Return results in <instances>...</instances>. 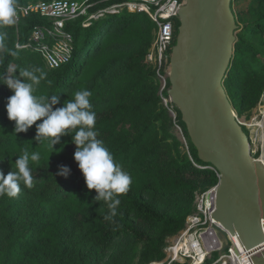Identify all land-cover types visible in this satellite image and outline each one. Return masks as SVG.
Here are the masks:
<instances>
[{"label": "trees", "instance_id": "trees-1", "mask_svg": "<svg viewBox=\"0 0 264 264\" xmlns=\"http://www.w3.org/2000/svg\"><path fill=\"white\" fill-rule=\"evenodd\" d=\"M53 1L59 0H16V3L26 6ZM94 1L90 14L105 6L102 0ZM239 1L249 5L247 14L240 12L242 21L245 15L254 19L248 26V34L264 35V0H254L252 4L250 0H233V12V3ZM86 20L87 17H82L69 23L67 31L75 38L74 58L58 69L48 67L38 52L25 47L34 29L48 25L49 21L32 15L18 25L0 27V32L5 33L0 47V74L13 77L25 68L42 69L46 76L39 85H34L33 94L38 98L56 95L59 103L54 109L74 98L76 91L90 90L89 101L97 106L93 129L96 139L103 141L115 162L130 175L131 183L125 193L114 194L120 203L112 215L108 207L111 201H96L98 193L87 188L74 160L77 151L74 132L61 135L54 150L48 140L42 143L36 140L35 124L26 132L14 134L15 122L8 119L5 107L13 93L0 84V173L7 176L16 171L14 163L25 149L41 156L38 162L30 164L31 187L21 182L19 193L9 196L7 186L0 184V264H65L69 252L67 231L71 230L73 234L79 231L92 243L90 253L81 258L83 264L98 262L104 251H113L127 239L133 245H143L150 263L161 261L165 257V240L184 230L193 214L188 218L168 214L158 209V203L203 186L210 189L220 182L215 171L193 166L191 162L182 164L172 155L169 140L174 138V123L158 96L156 73L145 64L156 25L144 13L120 16L106 13L84 27ZM178 28L179 24L176 36ZM110 43L135 46L130 52L119 51V46L103 49ZM259 51L245 41L235 45L224 86L240 113L247 103H257L264 92V67L248 63L250 55L260 54ZM41 122L38 120L36 124ZM175 125L185 127L182 120ZM191 148L193 157L200 161L192 144ZM62 168L68 169L66 175L60 174ZM134 251L132 246L130 253Z\"/></svg>", "mask_w": 264, "mask_h": 264}, {"label": "water", "instance_id": "water-1", "mask_svg": "<svg viewBox=\"0 0 264 264\" xmlns=\"http://www.w3.org/2000/svg\"><path fill=\"white\" fill-rule=\"evenodd\" d=\"M233 0H186L170 59L171 103L199 160L219 174L213 226L224 253L230 237L246 251L264 243V158L252 157L224 82L237 42ZM264 264V251L252 258Z\"/></svg>", "mask_w": 264, "mask_h": 264}, {"label": "built area", "instance_id": "built-area-1", "mask_svg": "<svg viewBox=\"0 0 264 264\" xmlns=\"http://www.w3.org/2000/svg\"><path fill=\"white\" fill-rule=\"evenodd\" d=\"M185 2L186 0H134L130 5L131 12L147 13L156 25L155 42L147 60L153 66L156 76L164 83V89L166 86L169 89L170 59L176 39V21H178V12ZM95 4L94 0H59L17 6L14 24L18 25L23 19L32 15L49 21L48 25L38 26L34 29L25 47L38 52L48 67L58 69L69 64L74 58L75 38L72 33L67 31L69 23L87 17L84 27L90 26L92 20L102 15V12L90 14V9ZM163 100L166 105H169L168 100L165 98ZM193 164L196 167L204 168L195 162ZM205 168L212 169L218 174L212 166ZM217 188L218 185L197 194L193 215L188 218L185 229L178 233L168 248L171 264L179 263L181 257L192 259L191 264H204L213 253L220 252L222 245L213 229V226L217 225L213 219L217 205ZM262 225L264 229V222ZM227 234L230 237L231 246L224 254L232 257L234 251L236 255V259L229 260L233 261L231 264H236V262L238 264H254L253 256L264 251V243L251 251H246L244 248L240 250L237 245L239 241L236 242L235 238L231 237L228 232ZM196 243L199 244L200 251L204 255L203 259H200L201 254L195 246ZM192 254L194 255L192 256ZM221 257L220 261H216L215 264H220Z\"/></svg>", "mask_w": 264, "mask_h": 264}, {"label": "clouds", "instance_id": "clouds-1", "mask_svg": "<svg viewBox=\"0 0 264 264\" xmlns=\"http://www.w3.org/2000/svg\"><path fill=\"white\" fill-rule=\"evenodd\" d=\"M17 15L16 0H0V27L14 24ZM5 33L0 32V47L3 46ZM15 55V53H12ZM39 73V75H37ZM46 73L40 68L19 70V76L10 77L0 74V84L7 86L12 95L7 98L6 112L10 121L15 122L14 134L26 132L36 125V140L42 143L49 141L50 149L59 143L61 135L74 132L73 143L77 146L74 160L78 162L85 184L89 190L95 189L96 201H111L108 204L112 215L119 205L114 194L125 193L131 183V177L118 165L103 141L96 139L94 131L96 113L91 111L90 90L76 91L74 98L67 99L64 105L54 109L59 103L56 95L38 98L33 94L34 85H39ZM22 78V79H21ZM42 121L39 124L36 122ZM75 130V131H71ZM41 159L40 153L27 149L15 161L16 171L4 176L0 173V184L7 186V195L16 196L20 191V183L32 185V169L30 164ZM68 169L62 168L60 174L66 175Z\"/></svg>", "mask_w": 264, "mask_h": 264}, {"label": "rangeland", "instance_id": "rangeland-1", "mask_svg": "<svg viewBox=\"0 0 264 264\" xmlns=\"http://www.w3.org/2000/svg\"><path fill=\"white\" fill-rule=\"evenodd\" d=\"M111 1L113 2L115 0H102L101 3H104L105 6L103 7L102 10L96 12V13L102 12V15L100 17H103L104 14L106 13L111 14L113 16H118V15L120 16V14H126V13L134 14L133 12H131V7H130V5L133 3L134 0H121V1L116 0L115 3H110ZM250 3L251 4L255 3V1L250 0ZM248 6H246L245 3L242 1L233 3L235 17L239 19V21L237 19L238 29L236 31V38H237L236 43L245 41L246 43H251L254 44L256 47H258L259 50H261L259 51L260 54L256 53L255 55H250V58L248 59V63L249 64L258 63L255 66L264 67V35H256L254 37H251L248 34V26L252 21H254L253 17L249 15H245L243 21L240 18V12H242L243 15L247 14L249 10ZM144 14H146L147 17L151 20L150 16L147 13ZM100 17H98L97 19H99ZM176 22L178 25L179 21ZM156 33H157V29H155L152 32V43L149 52L153 48ZM117 42L118 40H116L115 43ZM115 43L107 44L103 47V49H112V48L117 49L119 46V51L130 52L134 49L135 46L134 43H128V44L126 43L115 44ZM1 52L2 49L0 48V54ZM100 53L101 51L98 53V55ZM98 55L92 58L96 59ZM234 56H235V51H234ZM145 64L147 67L153 69V66L150 65V63H148L147 59L145 61ZM155 79H156L155 85L158 90V96L161 98L164 106L169 109L170 117L174 123V127L172 129V134L174 138L169 140L171 144L172 155L176 157L179 160V162L182 164H185L187 162H191L193 164V162H195L197 165L203 166L201 165L202 163L200 161H197L193 157V149L191 148L190 140H188L186 128L183 126L178 128V125H175L177 121L182 120V116L179 110L174 105L173 107H171L172 103L168 95V91L170 87L168 89L166 86V88L164 89V83H162L157 76ZM163 98L168 100L169 105H166L164 103ZM96 107H97L96 105H92L91 111L94 112L96 110ZM234 112L236 114L238 121L244 126V129L250 139L252 157L255 160H263L264 158V92L262 93L257 103H254L253 101L249 102L243 108V111L241 113L238 112L235 108H234ZM174 139L176 141H174ZM193 166L195 165L193 164ZM203 167L205 168L207 166H203ZM205 187L206 186H203L202 188H199L195 192H184L177 196L166 197L163 201L158 203V209L168 214L178 213L180 215H187L188 218L190 215L194 213L197 194L203 193L208 190ZM25 213L27 214V212ZM24 223H26V221ZM143 228H146V226ZM177 235L178 234H175L174 236L168 237L165 240V246H164L165 257L161 261H157V262L155 261L150 263L149 261H147L149 254H147L146 250L143 248V245L142 244L133 245L132 240L127 239L125 242H120L119 246L117 248H114L113 251H104L103 254H101L102 257L99 258V261L95 262L94 264H143V263L171 264L169 259L168 248L172 245V242ZM67 237L69 241V247H68L69 252L68 254H66L68 261H66L65 264H83L81 258H86L87 255L90 253V250L93 248L92 243L87 238H84L79 231H76L74 234H73V230H71V232L67 231ZM132 246L133 248L136 249V251L130 253V248ZM222 254L224 253L216 251L209 257L208 261H206L204 264H215L216 261H220V257L222 256ZM193 255L194 254H192V256ZM224 255H226V253ZM192 261H193L192 259L181 257L180 262L178 261L179 263L174 262L172 264H191ZM232 262L233 261L228 260L227 264H231ZM236 264L238 263L236 262Z\"/></svg>", "mask_w": 264, "mask_h": 264}, {"label": "bare ground", "instance_id": "bare-ground-1", "mask_svg": "<svg viewBox=\"0 0 264 264\" xmlns=\"http://www.w3.org/2000/svg\"><path fill=\"white\" fill-rule=\"evenodd\" d=\"M236 239V242L237 241H239V239L238 238H235ZM237 245L239 246V249L240 250H243V247H242V245H241V243H240V241L239 242H237ZM196 248L197 249H199V252H200V259H203V253L200 251V246H199V244H197L196 243ZM233 253H234V255L232 256V257H229L228 255H223L222 257H221V262H220V264H227V261L228 260H232V259H236V255H235V252L233 251Z\"/></svg>", "mask_w": 264, "mask_h": 264}]
</instances>
